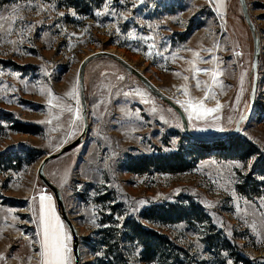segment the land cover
Masks as SVG:
<instances>
[{
    "label": "rangeland",
    "instance_id": "obj_1",
    "mask_svg": "<svg viewBox=\"0 0 264 264\" xmlns=\"http://www.w3.org/2000/svg\"><path fill=\"white\" fill-rule=\"evenodd\" d=\"M245 1L259 38L257 85L252 114L232 137L237 142L230 150L201 152L183 135L178 115L118 63L106 57L87 63L88 134L44 167L76 228L79 264H96L98 258L113 264L174 263L169 244L162 249L163 260L143 263L142 248L119 230L125 219H138L144 210L164 203L180 207V222L140 221L180 250L177 264H264V0ZM217 2L223 5L219 12L213 0H0V16L12 18L0 20V113L8 114L0 121V155L5 156L0 159V264H38L40 196H50L58 213L37 169L46 155L82 132V119L72 123L80 102L65 93L75 90L79 97L78 72L86 58L101 53L118 57L180 108L194 135L234 127L248 105L252 41L238 0ZM129 33L136 38L129 39ZM193 51L217 61L202 63ZM189 61L222 72L219 84L200 72L195 74L201 81L197 89ZM205 84L211 91L204 107H221L202 113L201 119L193 112L189 120L192 109L185 111V102L203 99ZM67 106L72 113L64 110ZM18 124L33 133L10 127ZM237 144L250 146L254 155L245 159ZM176 154L190 165L186 172L171 174L161 167L142 174L126 171L132 159ZM100 238L110 245L111 257L99 246Z\"/></svg>",
    "mask_w": 264,
    "mask_h": 264
},
{
    "label": "water",
    "instance_id": "obj_2",
    "mask_svg": "<svg viewBox=\"0 0 264 264\" xmlns=\"http://www.w3.org/2000/svg\"><path fill=\"white\" fill-rule=\"evenodd\" d=\"M238 3H239L240 11H241V17L248 28L251 41H252V57H251V69H250L251 82H250V87H249L247 109L245 113L237 120L234 127L227 132L215 134L212 136H197V135L192 134L188 128L186 117L183 114V112L180 110V108H178V106H176L173 102H171L168 98H166L156 88H154L152 84L148 80H146L142 75H140L137 71H135L133 68H131L126 63H124L122 60H120L118 57L112 54L101 53V54L90 56L86 58L80 65L79 72H78V90H79V102H80V108H81L80 115L82 117V122H83L82 132L75 140H73L69 144L60 148L56 153L46 155L41 160L38 166V169H37L38 180L52 194L54 201H55L58 216L71 236V252H72V258H73V264H79V237H78L76 228L74 227L72 221L69 219V217L66 214L64 203H63V200L61 198L58 188L55 185H53L50 181H48V179L45 177L44 167L46 166L48 162L65 155L67 152L73 150L74 148L82 144L85 137L88 134L89 127H88V121H87V104H86V99H85V94H84V70H85L87 63L99 57H106L118 63L128 74L134 76L138 80V82L156 100H158L159 102H162L163 104L171 108L178 115L181 121L183 135L187 139L193 142L202 143V144H211V143L218 142V141H225L229 138H232L238 135L240 131V125L244 121H246L252 114L256 85H257V67L259 63V54H260L258 34L255 28V25L250 18L246 1L238 0ZM249 81H250V78H249Z\"/></svg>",
    "mask_w": 264,
    "mask_h": 264
},
{
    "label": "trees",
    "instance_id": "obj_3",
    "mask_svg": "<svg viewBox=\"0 0 264 264\" xmlns=\"http://www.w3.org/2000/svg\"><path fill=\"white\" fill-rule=\"evenodd\" d=\"M8 115V114H7ZM4 113H0V121H5V117L7 116ZM19 126L12 125L15 132L18 133H33L29 132L26 126L20 125ZM233 142H237V138H230L225 141L214 142L211 144H202L194 142V147L199 149L201 152L208 151L211 147L216 149H222L224 146L227 150H230L235 147H232L231 144ZM236 149L239 151H245L246 154L244 156L245 159H248L254 155V152L251 150L248 152V149H251L250 146H242L241 144H237ZM183 155H169L165 157L159 156H149L143 157L138 159L130 160L126 165V171L131 174H142L148 171V169L152 170H159L161 167V171H167L168 173L175 174V173H183L190 169V165H186L183 160ZM5 157L4 155H0V159ZM261 163V162H260ZM259 165V164H258ZM257 165V166H258ZM256 166V167H257ZM255 167V169H256ZM245 187H247L245 185ZM242 194L245 192L243 191V187H238ZM141 215V216H140ZM138 219L127 218L123 222L120 223L119 230L122 234L121 237H126L127 241L130 243L136 242L137 245L142 248V255L144 258L143 263H151L153 261H161L164 259V255L166 251H162V249L166 246V244L170 245L169 250H171L170 257H174V263L177 264L178 260H180L179 254L180 250L176 249L175 246L167 239V237L160 235L154 230L147 228L140 220L148 223H157V224H171L180 222V207L176 206L175 204L164 203L159 206H152L142 214H140ZM119 231V232H120ZM100 234V233H99ZM99 246L103 245L105 247L104 254L106 257H111V249L108 242H104L103 239L100 238V241L97 240ZM175 253V254H174ZM123 261V262H122ZM96 264H113L112 260L107 261V258H98ZM117 264H130L128 260H121Z\"/></svg>",
    "mask_w": 264,
    "mask_h": 264
},
{
    "label": "snow or ice",
    "instance_id": "obj_4",
    "mask_svg": "<svg viewBox=\"0 0 264 264\" xmlns=\"http://www.w3.org/2000/svg\"><path fill=\"white\" fill-rule=\"evenodd\" d=\"M110 3V0H108ZM123 2V0H122ZM213 2L217 3V11L219 12V9L223 6L222 3L217 2V0H213ZM135 6V4L133 5ZM105 7H107V3L105 4ZM104 13L102 12H97L96 15H103ZM60 15H63L61 13ZM74 15V13H73ZM112 15L115 16L117 13L112 12ZM120 15H123L122 13ZM127 17H125L126 19ZM11 17H4L0 16V20H11ZM20 19H23L20 17ZM0 27H3V25H0ZM11 31V29H9ZM87 31V29H85ZM118 31V29H117ZM129 39H134L136 38L133 33L128 34ZM141 39H152V37H142ZM153 46L149 45V48L151 49ZM218 47V45H216ZM188 51H192L191 49H188ZM204 51L211 53V49H204ZM144 55L146 57L151 55V52H145ZM157 55H163V53L158 52ZM192 55L194 58H199L200 62L202 63H213L217 61L216 56H212L211 60H205L202 57L199 56V53L197 52H192ZM234 55L240 56L242 53L240 52H235ZM171 59L176 58V53H173L172 56L170 57ZM167 59V57H166ZM189 63L193 64V67L191 71L194 73L192 76V79L196 80V88L199 89L201 87V81L196 78V73L203 72L206 75H209L212 83L219 84V81L217 80V77L222 75L223 73L218 71L216 68H211V69H199L195 67V63L193 61H189ZM47 74V73H45ZM15 76V74H12ZM176 76H180V73H174ZM244 74L241 75V83L243 82ZM119 79H123V77H119ZM183 79L187 81L189 77L184 76ZM222 86V85H221ZM181 88L184 91V95H188L187 88L185 86H181ZM205 93L203 99H201L198 102L193 103V101L190 99L189 101L185 102L187 104V107H185V103H181V107H185V111H189V108L192 109V111H189V120L193 119V112L196 113V119H201L202 116L201 114H207V113H212L215 111H218L221 105L217 103L216 108H205L204 107V100L208 99L210 96V88L207 84H205ZM48 95L52 97L51 90H48ZM66 96L76 99L77 102L79 100L78 95L75 93V90L69 91L65 93ZM52 99H55V97H52ZM49 103H51V100H49ZM178 103H180L178 101ZM64 110L68 111L69 113L73 112V109L71 106H67ZM154 110V109H153ZM82 119L80 115V110L77 108L75 110V115L73 118L72 123L74 124L76 120ZM219 131H223V128L218 129ZM236 168H241L242 165L239 163H236L234 165ZM51 197L50 196H45L41 195L40 196V210H39V229L40 231L37 233V235L40 237L38 240V245H39V252L36 253L38 257V264H72V257H71V248L69 246V241H70V236L65 230L64 224L60 221V218L55 214L54 209L52 208L51 205ZM140 203H143L141 201ZM211 206V205H209ZM13 219H16V217H13ZM3 257L0 256V259ZM231 264V262H229Z\"/></svg>",
    "mask_w": 264,
    "mask_h": 264
},
{
    "label": "bare ground",
    "instance_id": "obj_5",
    "mask_svg": "<svg viewBox=\"0 0 264 264\" xmlns=\"http://www.w3.org/2000/svg\"><path fill=\"white\" fill-rule=\"evenodd\" d=\"M230 139V138H229ZM219 142V141H218Z\"/></svg>",
    "mask_w": 264,
    "mask_h": 264
}]
</instances>
